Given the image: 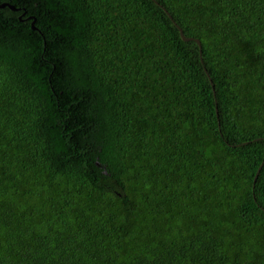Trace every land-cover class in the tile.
Masks as SVG:
<instances>
[{
    "label": "trees",
    "instance_id": "obj_1",
    "mask_svg": "<svg viewBox=\"0 0 264 264\" xmlns=\"http://www.w3.org/2000/svg\"><path fill=\"white\" fill-rule=\"evenodd\" d=\"M155 1L0 0V264H264V0Z\"/></svg>",
    "mask_w": 264,
    "mask_h": 264
},
{
    "label": "water",
    "instance_id": "obj_2",
    "mask_svg": "<svg viewBox=\"0 0 264 264\" xmlns=\"http://www.w3.org/2000/svg\"><path fill=\"white\" fill-rule=\"evenodd\" d=\"M153 1H154V3H155L156 5L159 6V4H158L155 0H153ZM4 7H6V5H4V4L0 5V8H4ZM11 9H13V7H11ZM13 10H14V9H13ZM166 13H167L169 19H170V20L172 21V23L174 24V26L177 28V30H178V32H179V35H180V38H181L183 41H187V42H188V41H195V42L197 43L198 48H199L200 60H201V63H203V60H202V46H201L200 41H199L198 39L186 38V37L184 36V33H183L182 29H181V28L178 26V24L173 20V18L171 17V15H170L167 11H166ZM204 71H205L206 75L208 76V78L210 79V76H209V74H208V72H207V70H206L205 67H204ZM210 82H211V85L213 86V83H212L211 79H210ZM213 88H214V87H213ZM260 169H261V168H259V169L257 170V174H256V176H255V180H256L258 174L260 173Z\"/></svg>",
    "mask_w": 264,
    "mask_h": 264
}]
</instances>
